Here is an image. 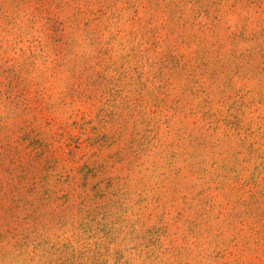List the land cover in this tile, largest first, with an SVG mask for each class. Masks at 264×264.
<instances>
[{
  "label": "rangeland",
  "instance_id": "rangeland-1",
  "mask_svg": "<svg viewBox=\"0 0 264 264\" xmlns=\"http://www.w3.org/2000/svg\"><path fill=\"white\" fill-rule=\"evenodd\" d=\"M0 264H264V0H0Z\"/></svg>",
  "mask_w": 264,
  "mask_h": 264
}]
</instances>
